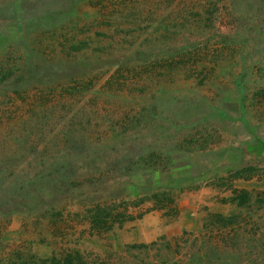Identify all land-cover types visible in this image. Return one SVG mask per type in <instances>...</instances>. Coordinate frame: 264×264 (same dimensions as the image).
Segmentation results:
<instances>
[{"label": "rangeland", "instance_id": "374dc122", "mask_svg": "<svg viewBox=\"0 0 264 264\" xmlns=\"http://www.w3.org/2000/svg\"><path fill=\"white\" fill-rule=\"evenodd\" d=\"M261 141L264 0H0V264H264Z\"/></svg>", "mask_w": 264, "mask_h": 264}, {"label": "trees", "instance_id": "16d2710c", "mask_svg": "<svg viewBox=\"0 0 264 264\" xmlns=\"http://www.w3.org/2000/svg\"><path fill=\"white\" fill-rule=\"evenodd\" d=\"M260 145H264V141H261ZM156 151H158V150H155V152ZM161 151L163 153V149ZM123 159H124L125 164H127V162L132 163V165L137 164V161H135V159H133V157H131L129 155L127 156V158H123ZM142 165L144 167H152L153 163L146 162ZM117 167H120V163H118L116 165V168ZM147 183L149 184L150 181H148ZM114 187H115V191L120 190V186L115 185ZM115 197L119 199L118 196H115ZM234 201L239 203V207H246V205H248L251 201V194L249 192H246V191H242L241 193H239V195L236 193V198ZM258 203L262 204L263 200L259 199ZM88 213H91V215H92V219H93V222H92L93 227L92 228L98 229L100 232H108V231L112 230L113 223L110 224L108 221L109 219H111V220L115 219L116 221H119L120 224H123L126 221H134L137 219H141L143 216V213H141V214H138L137 217H135L134 215L129 214V212L126 210L124 212L119 213L117 216L113 217V216H111L110 205H107V204H96V205H94V207L91 210L88 211ZM220 219H222L221 216H219V220ZM227 220H228V222L226 224H223V226H224V228L230 227L231 232L226 237L230 241L232 246L235 247V246H237V233L238 232H236V228L233 225V223H236V220H238V217L237 216H231V217H228ZM245 232L247 234L246 242L250 243L251 241L249 240V234L251 231H245ZM196 242H197V240H196ZM136 248H138V247L137 246L132 247V249H136ZM257 258L259 259V258H261V256H257ZM97 260H99V259H97ZM254 262H255L254 260L246 259L243 263L244 264H251ZM19 264H105V262L102 260H99L98 263L95 261H90V259H87V258L85 259V257L80 252L74 251L73 254H68L63 258L62 257L61 258L53 257V258H50L48 260L38 259V258H35L33 256L29 260L22 261ZM240 264H241V262H240Z\"/></svg>", "mask_w": 264, "mask_h": 264}, {"label": "crops", "instance_id": "0c3cea01", "mask_svg": "<svg viewBox=\"0 0 264 264\" xmlns=\"http://www.w3.org/2000/svg\"><path fill=\"white\" fill-rule=\"evenodd\" d=\"M175 228H176V227H171L170 229H171V231H174ZM170 229H169V230H170ZM178 229L180 230L181 228L179 227Z\"/></svg>", "mask_w": 264, "mask_h": 264}]
</instances>
